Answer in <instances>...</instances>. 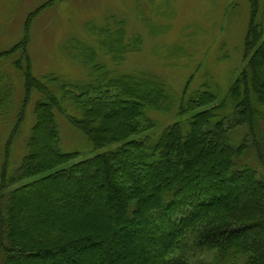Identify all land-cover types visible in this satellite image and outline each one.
Listing matches in <instances>:
<instances>
[{
    "label": "trees",
    "instance_id": "obj_1",
    "mask_svg": "<svg viewBox=\"0 0 264 264\" xmlns=\"http://www.w3.org/2000/svg\"><path fill=\"white\" fill-rule=\"evenodd\" d=\"M248 3L244 66L224 100L167 125L154 143L129 139L157 126L140 122L149 110H168L156 76L106 71L78 87L36 78L26 41L0 53L23 90L17 109L0 77V118L16 108L8 153L34 103L27 154L12 173L7 155L0 173V264H264V0ZM216 100L205 91L179 114ZM56 112L96 149L123 144L11 189L77 157L56 148Z\"/></svg>",
    "mask_w": 264,
    "mask_h": 264
},
{
    "label": "rangeland",
    "instance_id": "obj_2",
    "mask_svg": "<svg viewBox=\"0 0 264 264\" xmlns=\"http://www.w3.org/2000/svg\"><path fill=\"white\" fill-rule=\"evenodd\" d=\"M249 13L248 0H0V53L26 41L36 78L54 75L78 87L95 84L96 77L106 71L111 77L118 73L156 76L165 85L167 99L162 104H167L168 110H149L140 122L144 126L149 118L157 121V126L129 139L150 137L154 143L167 125L185 122L224 100L244 66ZM115 38H120L119 45H113ZM7 62L0 63V77H6L5 84L11 80L18 109L23 93L21 78ZM51 86L59 89V84ZM205 91L216 96L215 103L185 116L179 114L182 102L196 99ZM15 109L11 116L0 118V173L7 155L12 173L27 154L34 103L28 104L25 124L8 153ZM70 113L82 117L74 106ZM55 122L59 139L56 148L63 153L76 152L77 157L11 189L115 151L123 144L96 149L58 112ZM238 134L246 135L247 130L234 132L233 143Z\"/></svg>",
    "mask_w": 264,
    "mask_h": 264
}]
</instances>
